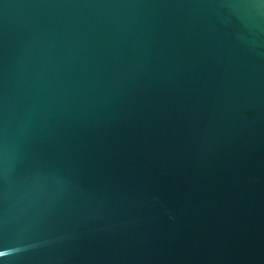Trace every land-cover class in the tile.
<instances>
[{
	"label": "water",
	"instance_id": "obj_1",
	"mask_svg": "<svg viewBox=\"0 0 264 264\" xmlns=\"http://www.w3.org/2000/svg\"><path fill=\"white\" fill-rule=\"evenodd\" d=\"M0 264H264V0H0Z\"/></svg>",
	"mask_w": 264,
	"mask_h": 264
}]
</instances>
